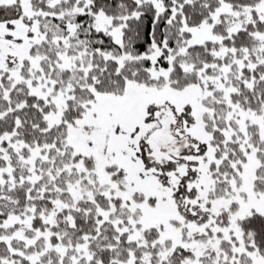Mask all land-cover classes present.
Returning <instances> with one entry per match:
<instances>
[{
  "label": "snow or ice",
  "instance_id": "1",
  "mask_svg": "<svg viewBox=\"0 0 264 264\" xmlns=\"http://www.w3.org/2000/svg\"><path fill=\"white\" fill-rule=\"evenodd\" d=\"M0 264H264V0H0Z\"/></svg>",
  "mask_w": 264,
  "mask_h": 264
}]
</instances>
